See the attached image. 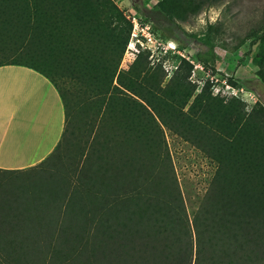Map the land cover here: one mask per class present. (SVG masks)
I'll list each match as a JSON object with an SVG mask.
<instances>
[{"label":"trees","instance_id":"16d2710c","mask_svg":"<svg viewBox=\"0 0 264 264\" xmlns=\"http://www.w3.org/2000/svg\"><path fill=\"white\" fill-rule=\"evenodd\" d=\"M225 1L153 8L175 22ZM146 5H132L145 23ZM131 28L114 0H0V66L46 77L64 110L44 159L0 169V264H264V104L213 95L209 80L195 93L185 58L170 75L144 51L121 67ZM213 29L188 34L203 69ZM247 37L264 81V19ZM166 134L215 164L191 216Z\"/></svg>","mask_w":264,"mask_h":264},{"label":"rangeland","instance_id":"374dc122","mask_svg":"<svg viewBox=\"0 0 264 264\" xmlns=\"http://www.w3.org/2000/svg\"><path fill=\"white\" fill-rule=\"evenodd\" d=\"M114 1L128 17L136 15L142 21L141 13L132 8L134 2L140 3L141 0ZM156 1L147 0V8L142 12L152 18L151 22H147L152 40L147 41L144 37H141L140 42L129 39L121 67L126 68L138 51H144L149 52L151 64L162 63L170 75L185 58L193 64L190 79L196 86L195 93L209 80L213 95L239 97L248 109L255 101L264 104V81L258 75L259 67L252 59L257 43L249 50L251 37L245 38V35L251 29H256L264 19V0H226L221 5L210 7L220 13L212 31L214 51L218 55L214 69H203L195 60L193 54L198 49L190 42L188 35L203 34L206 31L197 25L195 18L202 12L207 13L209 8L202 9L195 15L188 14L184 16V20L171 22L154 10ZM205 20H208L207 15ZM184 44L187 48L180 49V45ZM226 78H231L236 86H231ZM166 140L182 198L187 213L191 216L208 186L215 164L199 150L175 136L166 134Z\"/></svg>","mask_w":264,"mask_h":264},{"label":"crops","instance_id":"0c3cea01","mask_svg":"<svg viewBox=\"0 0 264 264\" xmlns=\"http://www.w3.org/2000/svg\"><path fill=\"white\" fill-rule=\"evenodd\" d=\"M64 127L53 84L21 65L0 66V169L25 170L56 146Z\"/></svg>","mask_w":264,"mask_h":264},{"label":"built area","instance_id":"2783aa9c","mask_svg":"<svg viewBox=\"0 0 264 264\" xmlns=\"http://www.w3.org/2000/svg\"><path fill=\"white\" fill-rule=\"evenodd\" d=\"M132 22V28L130 32V40L140 42L141 37H144L147 41H151V34L149 31L148 23L142 22L140 18L133 15L132 18L128 17Z\"/></svg>","mask_w":264,"mask_h":264},{"label":"clouds","instance_id":"9594fccd","mask_svg":"<svg viewBox=\"0 0 264 264\" xmlns=\"http://www.w3.org/2000/svg\"><path fill=\"white\" fill-rule=\"evenodd\" d=\"M207 15L208 20H205V16ZM220 13L215 8H209L207 13L202 12L199 16H197L196 23L198 26L203 27L205 30L207 28L208 23L215 24L219 18Z\"/></svg>","mask_w":264,"mask_h":264}]
</instances>
